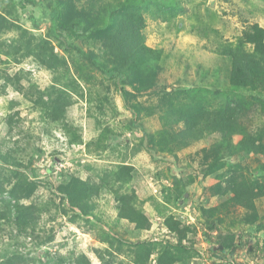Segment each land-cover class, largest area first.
<instances>
[{
	"label": "rangeland",
	"instance_id": "374dc122",
	"mask_svg": "<svg viewBox=\"0 0 264 264\" xmlns=\"http://www.w3.org/2000/svg\"><path fill=\"white\" fill-rule=\"evenodd\" d=\"M52 1L0 0V14L18 26L0 36V156L6 159L0 157V264H264V198L254 183L263 181L256 167L264 159L211 151L212 138L165 152L156 143L184 128L170 123L165 93L200 86L225 93V61L215 50L253 24L264 28V0H179L184 12L167 20L144 12L146 45L162 56L155 86L143 92L122 87L77 56L70 44L106 52L98 41L57 31ZM19 42L24 49L8 55V46ZM45 43L65 65L55 70L36 59ZM122 88L137 98L125 101ZM57 90L70 95L65 123L49 117L50 93ZM243 95L246 101L264 98ZM133 102L143 109L139 115ZM242 123L262 133L264 143L263 105H253ZM14 159L22 167L11 165ZM123 166L133 168L129 183L112 182L78 205L68 196L76 181L101 184ZM237 182L252 189L259 215L254 222L233 200ZM118 187L120 194L135 195L150 229L119 217Z\"/></svg>",
	"mask_w": 264,
	"mask_h": 264
},
{
	"label": "trees",
	"instance_id": "16d2710c",
	"mask_svg": "<svg viewBox=\"0 0 264 264\" xmlns=\"http://www.w3.org/2000/svg\"><path fill=\"white\" fill-rule=\"evenodd\" d=\"M86 1L85 6L80 4ZM55 13L52 17L59 32L66 33L69 37L88 38L95 43H101L106 53L102 55L95 52H85L74 44H70L86 63L98 69L108 79H118L121 86L131 85L136 91L143 92L155 86L157 70L161 61L162 52L154 50L146 45L143 32L145 27L144 12L150 13L155 19H170L184 12L179 0H117L116 2H106L104 0H53ZM80 7V8H79ZM15 26L5 16L0 14V36L5 30H10ZM15 42V41H14ZM10 56L16 55L24 49V43L8 46ZM1 48V44H0ZM29 46H25L28 49ZM221 59L225 61V71L227 84H225V95L219 94L217 88L207 89L200 86L187 90H177L173 95L166 94L162 100L170 106L168 112L174 115L171 124L183 123L177 134H171L170 140L160 137L156 140L157 146L163 152L172 147H189L202 139L212 138L214 140L211 151L223 153L229 157L245 158L255 155L264 159V143L262 133L249 131L243 121V116L253 105H263L264 98L253 97L251 101H246L244 91L252 93H264V28L259 24H253L243 32V36L236 42L219 43L217 50ZM36 59L44 66L58 69V65L64 62L59 58L49 43L39 47V51L34 52ZM104 55V57H103ZM66 64V63H65ZM63 64V65H65ZM224 70V69H223ZM222 68L214 70L215 76L220 77ZM83 70L81 69V73ZM138 81V86L133 84V80ZM218 80V77H217ZM68 83V82H67ZM74 85V83H70ZM70 84H66L70 87ZM76 84V82H75ZM219 84V83H218ZM50 93L53 97L50 107L49 117L54 122L65 123L66 108L69 106L70 95L66 90H57ZM125 96V101L132 102L136 95L127 93L121 89ZM228 94L230 96H228ZM179 95H183L182 102L178 103ZM221 95L225 99H221ZM176 96V97H175ZM220 98V102H212L211 99ZM214 100V99H213ZM255 102V103H254ZM262 103V104H261ZM135 115L143 112V109L136 102L131 104ZM153 110H150L152 112ZM239 135L238 142L233 139ZM149 140V136L145 137ZM146 145L147 142H143ZM147 149V148H146ZM148 150V149H147ZM150 153L155 157V150L150 149ZM5 162L6 159L0 156ZM208 157V156H206ZM219 160H217L218 163ZM11 165L22 167L18 160L14 159ZM218 164L214 163V166ZM213 167V166H211ZM133 168L123 166L113 175L107 174L101 184H91L79 182L77 188L68 196H72V201L78 205L80 199H86L88 195L96 196L101 189L110 188L111 183H118L121 186L127 184L132 179ZM256 171L262 182L256 179V195L264 198V161L256 167ZM238 185V186H237ZM233 190L235 203H239L247 208L249 221L254 222L259 218L250 186L247 182H237ZM65 191H69L66 189ZM120 204L119 217L133 224L138 230H148L151 228L150 218L141 207L137 206L135 195L126 193L120 194V187L113 188ZM74 195V196H73ZM75 201V202H74ZM85 204V203H84ZM17 216L21 212V206H15ZM174 225V224H173ZM172 227V225L170 226Z\"/></svg>",
	"mask_w": 264,
	"mask_h": 264
}]
</instances>
